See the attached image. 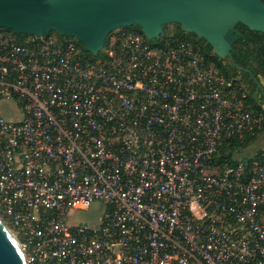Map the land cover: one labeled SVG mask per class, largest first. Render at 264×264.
<instances>
[{
	"label": "built area",
	"instance_id": "1",
	"mask_svg": "<svg viewBox=\"0 0 264 264\" xmlns=\"http://www.w3.org/2000/svg\"><path fill=\"white\" fill-rule=\"evenodd\" d=\"M105 53L0 28V219L26 263L264 264V153L219 159L264 105L191 41L131 31ZM94 202L97 225L69 223Z\"/></svg>",
	"mask_w": 264,
	"mask_h": 264
},
{
	"label": "water",
	"instance_id": "2",
	"mask_svg": "<svg viewBox=\"0 0 264 264\" xmlns=\"http://www.w3.org/2000/svg\"><path fill=\"white\" fill-rule=\"evenodd\" d=\"M264 34L263 0H0V28L17 35L51 32L72 38L93 57L113 31L137 25L148 40H159L163 27L204 39L220 59L250 73L232 57L235 26ZM253 77V76H252ZM264 97V89L253 77ZM0 264H27L14 234L0 219Z\"/></svg>",
	"mask_w": 264,
	"mask_h": 264
},
{
	"label": "trees",
	"instance_id": "3",
	"mask_svg": "<svg viewBox=\"0 0 264 264\" xmlns=\"http://www.w3.org/2000/svg\"><path fill=\"white\" fill-rule=\"evenodd\" d=\"M131 31L143 35L140 27H138L137 25L131 27H122L118 30H115L111 34H109L104 49L99 53L97 57H93L84 49V46L82 44L78 43L72 38L60 37L55 32H51L50 34H53L63 40H72L76 42L81 50L82 57L91 59L93 61L99 58L106 59L107 57L105 50L108 47L110 40L120 34L125 35ZM163 31L164 35L158 40L159 43H163L166 41L170 42L176 39H183L199 45L202 52L215 62V64L219 67L221 73L226 78H234L238 82V84L242 86L245 93L244 102L247 108L251 111H259L262 104L258 102V97L256 96H259V101H263L264 97L258 89L253 77H255L257 80H259V78L261 77L264 78V55H262L260 51V47L264 45L263 33L251 31L241 23H238L235 26V43L232 47V57L236 64H238L242 68L249 69L250 73H246L244 71H239L238 69H236L229 59L222 60L218 56H216V54H214V52L212 51L211 46L204 39H199L192 33H185L181 31L179 24L165 25L163 27ZM19 36L25 37L26 35ZM253 137L254 136H247L243 140L233 139L228 141L222 146L219 159L221 161H227L230 164L238 163L241 160L245 162L253 161L254 159L244 160L241 157L242 149L249 143V141ZM260 156L261 153L255 159H260Z\"/></svg>",
	"mask_w": 264,
	"mask_h": 264
},
{
	"label": "rangeland",
	"instance_id": "4",
	"mask_svg": "<svg viewBox=\"0 0 264 264\" xmlns=\"http://www.w3.org/2000/svg\"><path fill=\"white\" fill-rule=\"evenodd\" d=\"M260 51L262 53V55H264V45H262L260 47ZM258 97V102L261 103L262 105H264V100L263 101H259V96ZM14 108H5V113L7 115L8 118H19V113L15 112V110H13ZM255 150V145H246L241 153V156H245V154H248L247 156L250 155L254 156V151ZM240 153V154H241ZM245 156V157H247ZM104 208L105 205L102 202H94L89 209L84 210V211H76L73 212L70 216H69V223L71 224H78V223H85V224H89L90 226H94L97 225L100 221V218L104 212Z\"/></svg>",
	"mask_w": 264,
	"mask_h": 264
},
{
	"label": "crops",
	"instance_id": "5",
	"mask_svg": "<svg viewBox=\"0 0 264 264\" xmlns=\"http://www.w3.org/2000/svg\"><path fill=\"white\" fill-rule=\"evenodd\" d=\"M259 82L260 84L262 85L263 89H264V78H259ZM264 103V102H263ZM255 145V150L253 151L254 152V156H247L248 154H245V156H241L242 159L244 160H248V159H254L256 160L255 158L261 153H264V129H262L261 131H259L258 133H256L254 135V137L249 141L248 145Z\"/></svg>",
	"mask_w": 264,
	"mask_h": 264
}]
</instances>
